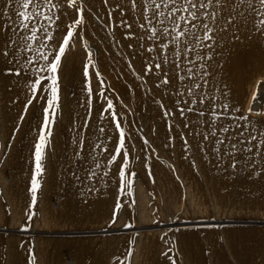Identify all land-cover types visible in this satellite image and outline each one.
<instances>
[{
  "label": "rangeland",
  "instance_id": "374dc122",
  "mask_svg": "<svg viewBox=\"0 0 264 264\" xmlns=\"http://www.w3.org/2000/svg\"><path fill=\"white\" fill-rule=\"evenodd\" d=\"M118 2L84 0V23L55 74L59 99L35 202V145L51 79L25 105L30 86L52 74L37 71L48 62L32 51L13 46L9 57L0 55V264H264V144L259 155L244 150L249 133L257 137L252 145L264 139V17L228 0L218 10L214 47L188 52L174 75L172 46L148 40L140 10L124 0L121 15ZM62 4L48 28L53 39L37 33L50 61L75 15ZM5 7L0 0V12ZM28 58L33 63L15 75ZM117 122L125 149L109 163L119 146Z\"/></svg>",
  "mask_w": 264,
  "mask_h": 264
},
{
  "label": "snow or ice",
  "instance_id": "6c2138e0",
  "mask_svg": "<svg viewBox=\"0 0 264 264\" xmlns=\"http://www.w3.org/2000/svg\"><path fill=\"white\" fill-rule=\"evenodd\" d=\"M67 7L74 10L75 15L73 16V23L69 25L66 29V35L62 36V43L58 48V54L54 56L53 60H49V55L43 51L47 48V45L41 41V38L37 35L38 32L45 34L48 40L53 39V35L48 31V28L54 24L57 20L60 19V16L56 14L57 9L63 7L62 0H7V7L0 12V19L7 17V21L0 23V33H4L5 39L3 42H0V55L7 58L10 55V49L13 46L16 49H22L25 51H32L35 53L36 61L40 59L47 61L46 66H42L37 71L40 72H49L52 75L49 77H41L37 79L31 86L30 90L32 92V98L28 100L25 105V111H27L28 105L32 104L33 100L36 99V92L41 89L42 80L51 79V96L47 99V107L44 109L43 116V127L42 131L39 134V142L35 145V172L32 177V188L33 193V202L36 199V191L41 187L40 180L38 177H42L44 172V153L45 147L48 143L49 138L52 135V125L54 123V106H56L58 97V80L55 75L60 68L61 59L65 55L67 46H69L71 40L78 35L74 31L76 26L82 25L84 23L83 14L85 12L84 0H66ZM105 4L108 3V0H103ZM131 10L135 11L137 8L140 10V23L139 28L144 29L145 32L149 33L147 36L148 40H151L154 44H157L160 49H169L171 48V55L173 56L172 65L174 75H178L179 71H183L181 68V62L184 59H187V53L195 50L196 47L202 46L208 49H212L215 43L214 33L217 31L216 25L218 24L217 14L220 7L225 6L228 3V0H130ZM124 0H119L116 5V8L120 9L121 15L123 14V5ZM240 4L247 3L249 12H255L257 16L264 17V0H239ZM15 4V17L13 19L9 15V9ZM258 5V7H257ZM67 15V13H64ZM243 14V13H241ZM109 19H111V12H109ZM128 27L131 25L127 24V21H122ZM231 23V20L228 21ZM264 25V19L258 21V26ZM7 33H11L7 35ZM23 33V35H21ZM30 33V34H29ZM131 35V34H129ZM144 37H138V39H143ZM30 41H35L39 44V48H33ZM167 41V42H165ZM191 45V47H189ZM131 46V45H129ZM143 47V45H141ZM153 48H148V51H153ZM13 60H16V53H12ZM162 54V53H161ZM175 57H180V60L177 61ZM197 59H204V57L197 56ZM208 59H211L209 56ZM10 63L12 61H9ZM17 63H20L18 60ZM165 63L168 62L167 57L164 60ZM188 62L195 63V61L188 59ZM33 63L32 58L26 59L23 63H20V68L15 71V75L19 76L21 74L20 69L25 67V64L31 65ZM162 65L160 63L155 64V68L160 69ZM201 67L205 66L201 64ZM147 72H151L152 68L149 67ZM187 73L189 78L194 75L192 68H187ZM87 75V71L85 72ZM98 75V74H97ZM164 75L167 77L168 73L165 72ZM205 75L207 72L205 71ZM181 80L184 77H179ZM101 83H103L101 81ZM161 83L167 85L169 83L168 79H164ZM159 86V85H158ZM196 88H199L200 85L196 84ZM48 90V89H44ZM190 95H195L192 88L188 89ZM256 97H254L255 99ZM195 102V101H192ZM204 102V97L201 96L200 103ZM189 101H185V104H188ZM108 109L113 107L112 102L108 101ZM163 107V105H162ZM227 108V105H224ZM180 114L183 115L186 111L191 112L193 109L191 107L179 109ZM170 113L166 112L165 116ZM199 115L203 116L204 111H200ZM23 117H21L22 119ZM86 126V125H85ZM188 126L187 120L185 121V127ZM117 129H120L119 132V146L114 150L116 155L111 157L109 163L115 162L117 155L121 153L122 149H125V133L121 129L120 123H116ZM103 131V129H101ZM221 131L227 133L229 128H221ZM215 137L216 133L213 131L211 133ZM243 136V133H240ZM260 136L264 138V132L260 133ZM205 140L208 139L207 135L203 137ZM247 144L251 145L244 149L247 152H252L253 147L257 150V155H259V149L261 144H264V139L257 141L255 145H252V141L257 140L256 135L249 133V138H245ZM223 140H216L217 144H223ZM187 145V140L184 141ZM198 147L202 148V145L198 144ZM231 147L233 149H238L237 143H232ZM216 152H219V148L214 149ZM226 155L230 156L233 159L231 167H236L235 162V153L229 152ZM206 158V157H205ZM124 162L125 167L127 166V152L124 153ZM99 166V165H97ZM94 174V173H93ZM121 176L124 175L121 170ZM32 264H35L33 258Z\"/></svg>",
  "mask_w": 264,
  "mask_h": 264
},
{
  "label": "bare ground",
  "instance_id": "6f19581e",
  "mask_svg": "<svg viewBox=\"0 0 264 264\" xmlns=\"http://www.w3.org/2000/svg\"><path fill=\"white\" fill-rule=\"evenodd\" d=\"M243 30H244V32L246 33V32H248V28L246 27V28H244L243 27ZM217 49H215V50H213L212 52H211V54H214V55H217V51H216Z\"/></svg>",
  "mask_w": 264,
  "mask_h": 264
}]
</instances>
